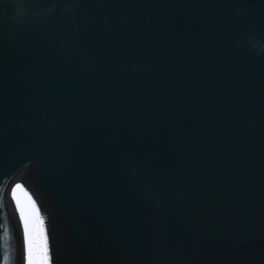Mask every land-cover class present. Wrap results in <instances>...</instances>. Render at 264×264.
Instances as JSON below:
<instances>
[{"label": "water", "instance_id": "95a60500", "mask_svg": "<svg viewBox=\"0 0 264 264\" xmlns=\"http://www.w3.org/2000/svg\"><path fill=\"white\" fill-rule=\"evenodd\" d=\"M72 2L0 9V264H264V0Z\"/></svg>", "mask_w": 264, "mask_h": 264}, {"label": "clouds", "instance_id": "9594fccd", "mask_svg": "<svg viewBox=\"0 0 264 264\" xmlns=\"http://www.w3.org/2000/svg\"><path fill=\"white\" fill-rule=\"evenodd\" d=\"M36 3V0H0V9H7L10 5L12 8V12L10 17H8V21L10 25H15L17 28L23 30L25 28V22L31 21L33 26L35 25V21L44 17H51L56 14V4L52 3L48 7L40 9L38 6L33 7V4ZM77 10V3L72 2L69 4H65L60 11L62 13L67 14L66 18L69 22L75 20V13ZM82 19V18H81ZM5 22V17L0 15V23ZM78 41H73V45L75 46ZM235 46L237 48H243L248 46L257 57H264V41L259 40L253 35H247L238 39L236 41ZM58 51L65 52L67 49L63 44L59 45ZM92 67V65H89ZM121 67H126L121 65Z\"/></svg>", "mask_w": 264, "mask_h": 264}, {"label": "snow or ice", "instance_id": "6c2138e0", "mask_svg": "<svg viewBox=\"0 0 264 264\" xmlns=\"http://www.w3.org/2000/svg\"><path fill=\"white\" fill-rule=\"evenodd\" d=\"M24 215L22 210V216ZM24 231L27 239V253H28V264H33V252H34V232L33 226H30V221L27 217L24 218ZM40 253L43 257L42 264H47L48 259V249L46 240L41 238Z\"/></svg>", "mask_w": 264, "mask_h": 264}, {"label": "bare ground", "instance_id": "6f19581e", "mask_svg": "<svg viewBox=\"0 0 264 264\" xmlns=\"http://www.w3.org/2000/svg\"><path fill=\"white\" fill-rule=\"evenodd\" d=\"M38 220H35L34 224H33V232H34V236H33V239H34V252H33V261H34V255L36 254V251L38 250L37 246H38Z\"/></svg>", "mask_w": 264, "mask_h": 264}, {"label": "rangeland", "instance_id": "374dc122", "mask_svg": "<svg viewBox=\"0 0 264 264\" xmlns=\"http://www.w3.org/2000/svg\"><path fill=\"white\" fill-rule=\"evenodd\" d=\"M38 230H39V227H38ZM38 237H39V239H38L39 243H38V246H37L38 250L36 251V254L34 255L33 264H42V262H43V257H42V255L40 253L41 237L39 235V232H38Z\"/></svg>", "mask_w": 264, "mask_h": 264}]
</instances>
